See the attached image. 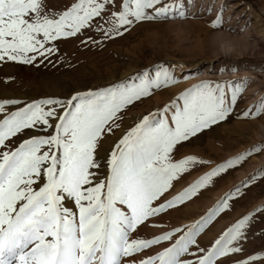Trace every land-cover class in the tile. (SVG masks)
Instances as JSON below:
<instances>
[{
    "label": "snow or ice",
    "instance_id": "1",
    "mask_svg": "<svg viewBox=\"0 0 264 264\" xmlns=\"http://www.w3.org/2000/svg\"><path fill=\"white\" fill-rule=\"evenodd\" d=\"M173 10L162 0H76L57 18L49 14L46 0H0V61L33 63L55 51L46 47L51 41L93 27L108 38L123 35L137 23L166 19ZM106 16L111 19L105 20ZM101 21L107 26H101ZM213 26L218 27L219 20ZM178 82L161 66L154 75L143 72L67 100L42 99L14 111L10 109L20 101L0 103V264H219L221 258L242 251L238 245L248 218L210 248L201 247L197 240L228 207L234 193L187 230L176 228L150 239L132 238V234L151 218L197 196L215 177L264 151V145L256 146L172 200L160 202L189 166L202 163L191 157L175 161L177 146L225 120L246 82L232 86L230 99L218 84L187 89L179 97L182 104L146 115L122 134L107 160L104 179L92 171L101 168L98 146L120 128L125 110ZM261 115L264 99L244 113L246 119ZM29 131L42 134L21 140ZM262 174L264 169L258 170L245 184ZM68 201L75 211L66 206ZM162 242L171 243L155 255L142 257Z\"/></svg>",
    "mask_w": 264,
    "mask_h": 264
},
{
    "label": "rangeland",
    "instance_id": "2",
    "mask_svg": "<svg viewBox=\"0 0 264 264\" xmlns=\"http://www.w3.org/2000/svg\"><path fill=\"white\" fill-rule=\"evenodd\" d=\"M74 2L76 0H46V6L49 14L58 18ZM162 2L171 5L175 0ZM231 2L237 4L235 9H232ZM180 3L181 6L173 10L168 18L137 23L123 35L108 38L93 27L77 36L49 42L52 43L51 48H55L52 54H55L58 63L51 65L42 79H34L33 74L26 71L34 68L33 63H18L5 58L4 62L10 65L0 62V103L5 100L20 101L19 105L10 109L14 111L26 103L42 99L67 100L78 93L129 81L143 72L154 75L161 66L168 68L179 82L155 90L152 96L129 106L120 128L114 134L106 135L98 146L96 157L101 168L92 171H98V178L104 179L108 174L107 160L115 144L144 116L162 112L173 103L182 104L179 100L181 94L196 85L218 84L230 99L232 86L246 82L225 120L177 146L175 161L191 157L202 163L189 166V170L173 182L174 186L160 202L172 200L215 168L256 146L264 145V115L259 118L244 117L247 110L254 109L264 99V0H180ZM218 20L219 26L214 27ZM101 26L107 25L101 21ZM232 41L233 48L224 46ZM20 67L24 69L21 81L19 77H13L16 68ZM168 115L171 116V110ZM34 134L42 133L29 131L20 139ZM260 169H264V151L253 154L242 164L215 177L192 199L151 218L146 227L142 225L138 233L132 234V238L139 235L150 239L176 228L187 230L220 205L229 193H234L227 200L228 207L221 209L197 240L201 247L210 248L230 228L248 218L243 229L244 238L238 245L242 251L221 258L219 264H244L245 261L264 264V174L245 184ZM66 206L75 211L71 201L66 202ZM170 243L162 242L141 255L143 258L155 255Z\"/></svg>",
    "mask_w": 264,
    "mask_h": 264
},
{
    "label": "bare ground",
    "instance_id": "3",
    "mask_svg": "<svg viewBox=\"0 0 264 264\" xmlns=\"http://www.w3.org/2000/svg\"><path fill=\"white\" fill-rule=\"evenodd\" d=\"M48 2V1H47ZM49 3V2H48ZM233 5L232 6V9H235L237 4L231 2ZM174 6V10L181 6V3H180V0H175V3L171 4ZM192 6V5H191ZM217 8V7H216ZM51 13V12H50ZM52 15V14H51ZM239 15H242V13H239ZM247 35V34H246ZM246 38V37H245ZM244 38V39H245ZM248 41V40H247ZM242 42V41H241ZM52 44V43H51ZM51 44H46V47H50L51 48ZM242 44V43H241ZM238 45V44H237ZM226 48H233L234 47V43L233 41L232 42H227L225 43L224 45ZM53 48V47H52ZM55 49V48H54ZM6 60V59H5ZM4 60V61H5ZM3 61V62H4ZM39 61H41L42 63H39ZM1 62V61H0ZM56 61V58H55V54L51 53L47 56V58H44V57H37V59L33 62V66L34 68H29L28 70H26L27 72H30L33 74V77L34 79H37V78H43V74H46L50 71V66L53 65ZM60 62V61H59ZM6 63L7 65H10V63L8 64L7 62H4ZM58 63V62H57ZM12 64V63H11ZM4 65V64H3ZM13 65V64H12ZM8 67V66H7ZM64 67V66H63ZM62 68V67H61ZM17 70L14 72V76L15 78L19 77L20 78V81L23 79V73H24V69L22 67L20 68H16ZM1 70H4V69H1ZM14 71V69H13ZM2 72V71H1ZM11 72V71H9ZM5 73H8L5 72ZM11 77V76H10ZM9 78V77H8ZM14 79V78H13ZM15 81V80H14ZM42 81H40L41 83ZM13 89V88H12ZM19 90V89H18ZM25 90V87L24 89ZM4 91V90H3ZM14 91V90H13ZM4 94V93H3ZM7 94V93H6ZM107 168V167H106ZM106 175V174H105ZM102 177V176H101ZM105 177V176H104ZM102 179V178H101ZM216 195V194H215ZM219 197V196H218Z\"/></svg>",
    "mask_w": 264,
    "mask_h": 264
}]
</instances>
